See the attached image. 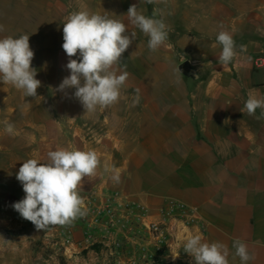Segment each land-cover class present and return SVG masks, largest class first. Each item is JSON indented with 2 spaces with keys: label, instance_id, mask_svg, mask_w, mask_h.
Returning a JSON list of instances; mask_svg holds the SVG:
<instances>
[{
  "label": "crops",
  "instance_id": "crops-1",
  "mask_svg": "<svg viewBox=\"0 0 264 264\" xmlns=\"http://www.w3.org/2000/svg\"><path fill=\"white\" fill-rule=\"evenodd\" d=\"M154 1L160 5L168 0ZM248 2L240 0V4L233 5L231 0H215L204 10L190 8L185 28H173L171 32L176 36L161 47L162 70L157 78H166L167 64L181 63L184 58L186 62L197 63L198 71L208 76L200 84L190 82L184 89L153 85L147 90L150 92H141L147 100L144 103L131 105L127 102L123 104L124 110L97 107L94 112H85L73 95L75 89L61 92L58 86H52L50 92L45 93L46 103L38 102V91L43 94L42 91L48 89L38 88L36 97L20 104H24L23 109L20 105L13 108L19 113L15 125L20 130L14 135L0 134V154L18 153L25 160L44 161L49 151L75 147L95 151L101 161L97 175L85 177L82 184L80 195L87 214L70 225L74 242L67 248L70 256L87 248L86 243L90 241L108 245L115 239L121 241V247L111 249L109 246L107 253L114 255L116 262L132 264L139 256L141 248L131 236L141 231L148 238V232L136 222L128 226L131 230L120 232L115 222L122 220L127 212L110 201L118 193L121 199L117 202L126 200L146 206L148 222L157 221L161 210L171 201L185 203L196 209L206 226L203 233L193 228L194 234L201 235L203 242L225 244L229 264H241L233 247L237 239L247 244L253 257L248 264H264V119L249 116L244 109L250 93L264 95V74L256 76L252 72L251 57L245 52H238L232 63L222 66L219 62L222 47L216 40L219 31L226 30L232 36L237 34L238 40L241 35L239 45H244L245 49L259 46L252 32H248L250 39H246L243 30L248 22L244 16L251 7L262 10L264 0L251 3L250 7L246 6ZM125 23L126 34L130 35L134 31L127 13ZM133 46L132 43L126 50L130 61L134 62L137 57L143 63H150L143 52L135 54ZM67 58L62 50L53 67L62 78L70 75L65 67ZM149 68H142V73L136 76L131 70L127 72L129 78L145 80L155 77ZM195 78H199L198 73ZM125 91L130 94L131 88ZM152 94L157 97L153 98ZM131 108L140 110L132 115L133 125H129ZM259 115L260 109H257L256 116ZM21 166L13 162L5 170L0 169V264H6L5 227L13 230L28 227V222H23L27 220L12 207L25 196L22 184L16 179ZM112 167L121 173L118 184L110 179L111 172L105 171ZM151 175L173 177L169 182L151 183ZM106 206L115 212V219L105 216L96 223V209L103 210ZM131 212L138 213L128 211ZM54 227L49 229L53 231ZM33 230L17 232L18 237H10V251L19 249L22 239L45 234L43 230ZM87 234L91 237L85 243ZM79 242L84 248L76 245ZM144 247L147 249L146 245Z\"/></svg>",
  "mask_w": 264,
  "mask_h": 264
},
{
  "label": "clouds",
  "instance_id": "clouds-1",
  "mask_svg": "<svg viewBox=\"0 0 264 264\" xmlns=\"http://www.w3.org/2000/svg\"><path fill=\"white\" fill-rule=\"evenodd\" d=\"M146 2L153 3L154 0ZM127 16L129 22L149 38L151 51L165 46L169 29L164 20L145 16L138 11L136 4L129 7ZM0 31H3L2 25ZM127 32L125 23L105 15L87 10L67 15L63 23L62 48L69 57L65 67L70 75L63 78L58 90L75 89L73 95L85 112H94L97 107L107 108L118 102L129 73L120 71L117 66L136 35L135 32L130 35ZM29 37L21 34L15 38H0V82L22 90L26 97H36L41 81L36 79L37 71L32 67L34 51ZM216 40L222 47L219 62L227 66L239 54L236 43L226 30L219 31ZM244 50L245 46L240 45V51ZM77 54L79 59H72ZM136 92L134 104L139 103V89ZM244 109L249 116L264 119V95L250 93ZM257 109H260L259 116H256ZM13 128L11 123H6L8 133H12ZM100 166L101 161L95 151L75 147L49 151L44 161L27 159L16 173L25 196L12 207L38 231L71 225L87 214L85 201L80 195L82 184L85 177H95ZM105 171L111 172L110 179L114 183L120 182L118 168H105ZM233 247L241 264H248L253 259L245 242L237 239ZM184 251L194 258L195 264H229L227 246L221 242H203L201 235L189 236L184 243Z\"/></svg>",
  "mask_w": 264,
  "mask_h": 264
},
{
  "label": "rangeland",
  "instance_id": "rangeland-1",
  "mask_svg": "<svg viewBox=\"0 0 264 264\" xmlns=\"http://www.w3.org/2000/svg\"><path fill=\"white\" fill-rule=\"evenodd\" d=\"M213 1L215 0H168L159 5L155 1L153 3H147L146 0H0V25L3 26V31H0V38L6 36H12L15 38L21 34L30 35L29 43L31 49L34 51L32 67L37 71L36 79L41 81L39 89H48L47 91H42L43 94L38 91V102L44 104L47 102L45 93L50 92L49 89H51L52 86H59L63 80L61 74L57 75L55 70H53V67H55L56 62L61 56V51L63 50V23L69 13L87 10L91 13L105 15L110 19L119 20L125 23V14L129 7L136 4L138 6V11L145 16L164 20L169 29V37L167 40H172L176 36V33L171 32L173 28L183 30L187 23L186 21H189L187 12L190 8L193 10L194 7H197L199 10H204L213 5ZM218 1L221 2V0ZM239 1L240 0H231V3L233 5L240 4ZM245 1L246 0H244V2ZM247 1L249 2L246 6L250 7L252 6L251 3L259 2L260 0ZM261 9L262 10H254L251 7V10H249L244 16L247 20L246 22H248L243 30L246 39H250V33L248 32H252L254 35L253 38H255L254 41L260 43L257 47H247L243 51L246 55L251 57L253 63L252 72H254L256 76L261 73L264 74V67L259 68L255 64L258 59L264 60V4ZM200 17L203 16H199V18ZM132 27L136 34L133 41L135 54L140 55L142 54L141 52H143L151 61L150 63H143L139 58L135 57V61L132 62L130 61L131 58L127 56L125 51L122 55V60L117 67L120 71L131 70L135 76L138 73H142V68L147 70V67H150L149 71L152 69V75L155 77L151 76L150 79L146 78L145 80L137 77H128L126 83L121 89V95L118 102L111 105L113 108L124 110L123 104L127 102L131 105L144 103L147 100L141 95V92L143 90L145 92H150L147 90L153 85H156L158 88L168 86L169 89H184L185 87L190 86V82H193L194 84L197 82L200 84L202 80L208 78V76L202 75L198 71L199 65L197 63L194 64L189 61L191 67L199 74V78L196 79L195 77H187L183 75L179 70V66L186 62L184 58H182L181 63L172 62L171 64H167L166 78H157L162 70L159 62L161 48L156 51H151L148 48L149 38L138 27L134 25H132ZM181 32L182 31H180V33ZM241 37L242 36L240 35V39L238 40L239 37H237V34L233 36L237 46V52L239 53L241 52L239 45ZM166 44L168 45L167 42ZM75 58L78 60L79 55L77 54ZM172 58H174L173 55ZM136 59H139L140 61H137ZM68 60L69 57L67 58V61ZM262 78L264 79V75ZM54 82H56V84H54ZM262 83L264 84V81ZM127 87L131 88L130 94H126L125 88ZM137 89H139V103L134 104L137 96ZM262 89L264 91V87ZM152 97L156 98L157 96L153 95ZM31 98L33 97H26L22 90H18L10 84H3L0 82V134L14 135L19 132L20 129L15 125V122H17L15 119L18 117L17 114L19 113H16L13 108H18L21 103H29ZM40 98L42 100H40ZM51 98L52 95L49 96V99ZM23 105H20L22 109L24 108ZM116 105L117 107H115ZM108 108L109 107L104 109ZM133 108L138 109L137 107ZM128 113H131V116L129 117V125H133V116L140 113V110H133L131 108ZM6 123H11L14 126L12 133L6 131ZM8 144L9 143H7V145ZM26 145L29 147V144ZM24 161L25 158H23L21 154L2 153L0 154V169L5 170V168L13 162H17L19 165ZM1 173L2 172H0V174ZM172 177L173 176L151 175L150 181L151 183L161 180L169 182V179ZM14 211L16 214L18 213L16 210ZM23 222H28V227H22L20 230H13L9 227H5L4 229V232L6 233L4 237L7 239V249L5 252L6 264H123L116 262L114 260V255L107 253L110 247L111 249L121 247V241L117 239L112 241L113 243L107 245L93 241L86 243L87 241L85 238L87 248H84L82 242H79L76 245L84 249L79 251L77 255L70 256L67 248L74 243L71 239L72 230L70 229L71 233L67 232L70 225L55 226L53 231L50 229L46 230L45 234L42 233L43 235L41 234L39 236L36 235L34 237L32 236L27 239H22V245L20 248L14 252L10 251V245H8L10 237L16 238L18 237L17 232L22 233L27 229L28 231H34L33 229H36L30 221ZM151 222L155 221H150L149 223ZM121 230L122 231L120 232H124V229ZM51 231L52 234H49ZM25 233H27V231ZM135 233L131 236V239L138 244L141 248V252L139 256H136L132 260V264H193L195 262L194 258L184 251V246H180V249L175 248V251L169 250L168 247L165 246L159 247L163 244L159 245L154 241V236L149 232L148 238H145L141 231ZM68 240L70 243L67 242ZM143 245H146L147 249L145 247L143 248ZM173 256L176 257L173 258ZM89 259H93L94 261Z\"/></svg>",
  "mask_w": 264,
  "mask_h": 264
},
{
  "label": "built area",
  "instance_id": "built-area-1",
  "mask_svg": "<svg viewBox=\"0 0 264 264\" xmlns=\"http://www.w3.org/2000/svg\"><path fill=\"white\" fill-rule=\"evenodd\" d=\"M256 66L259 68L264 67V60L258 59L256 61ZM120 195L115 193L110 201L115 202L116 206L126 210L127 214L124 215L122 220H117L115 223L119 224L120 229H124L129 231V225L133 222H136L137 225L144 227V229L148 230L150 234L154 236V241H156L159 245L168 247L169 250H174L175 248L180 249L184 246L186 239L189 236L195 235L192 231L193 228L198 229L201 233L205 232L206 226L204 222L199 217L196 209L190 208L187 204L171 201L170 204L164 207L160 212V218L155 222H148L149 209L137 203H131L126 200H122L121 202H117L120 200ZM129 210H135V212L128 213ZM97 221L102 217H109L112 220L115 219V212L109 207L106 206L103 210L96 209L95 211ZM134 219L133 221L128 216ZM67 232H70V228H68ZM90 235L87 234L86 241L90 240ZM70 243V241H67ZM181 246V247H180ZM177 249V250H178ZM175 251V250H174Z\"/></svg>",
  "mask_w": 264,
  "mask_h": 264
},
{
  "label": "water",
  "instance_id": "water-1",
  "mask_svg": "<svg viewBox=\"0 0 264 264\" xmlns=\"http://www.w3.org/2000/svg\"><path fill=\"white\" fill-rule=\"evenodd\" d=\"M180 72L187 77H197L195 69H193L189 62H184L179 67Z\"/></svg>",
  "mask_w": 264,
  "mask_h": 264
}]
</instances>
